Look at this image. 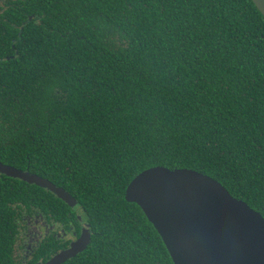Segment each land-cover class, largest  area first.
Masks as SVG:
<instances>
[{
  "label": "trees",
  "instance_id": "1",
  "mask_svg": "<svg viewBox=\"0 0 264 264\" xmlns=\"http://www.w3.org/2000/svg\"><path fill=\"white\" fill-rule=\"evenodd\" d=\"M7 1L0 161L84 210L92 241L64 264H173L125 200L156 166L206 174L264 217V17L251 0ZM3 184L0 227L38 205L78 224L48 190Z\"/></svg>",
  "mask_w": 264,
  "mask_h": 264
},
{
  "label": "water",
  "instance_id": "2",
  "mask_svg": "<svg viewBox=\"0 0 264 264\" xmlns=\"http://www.w3.org/2000/svg\"><path fill=\"white\" fill-rule=\"evenodd\" d=\"M251 1L264 17V0ZM0 174L48 190L72 208L77 206L66 190L29 170L0 162ZM125 200L141 208L173 264H264L263 215L206 174L152 167L129 183ZM82 229L81 238L70 249L46 264H64L85 251L91 232L83 223Z\"/></svg>",
  "mask_w": 264,
  "mask_h": 264
},
{
  "label": "flooded vegetation",
  "instance_id": "3",
  "mask_svg": "<svg viewBox=\"0 0 264 264\" xmlns=\"http://www.w3.org/2000/svg\"><path fill=\"white\" fill-rule=\"evenodd\" d=\"M7 3V0H0L1 12L5 10ZM7 140L6 135L0 137L1 150L7 148ZM8 179L9 177L0 174L3 186H7ZM71 209L75 210L78 224L73 222L72 210L63 211V215L56 216L53 209L44 212L39 205L33 207V212L30 213L21 210L19 206L12 207L7 217L9 222L0 227V262L46 264L56 255L70 249L81 238L82 223L84 227L86 225L90 228L92 241L93 231L84 210L78 206Z\"/></svg>",
  "mask_w": 264,
  "mask_h": 264
}]
</instances>
